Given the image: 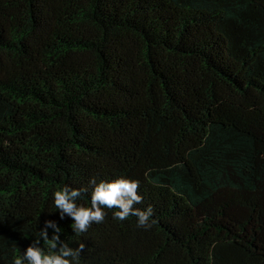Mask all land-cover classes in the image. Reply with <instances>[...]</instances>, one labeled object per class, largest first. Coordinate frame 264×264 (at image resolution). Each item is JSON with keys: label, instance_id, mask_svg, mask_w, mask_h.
I'll use <instances>...</instances> for the list:
<instances>
[{"label": "trees", "instance_id": "obj_1", "mask_svg": "<svg viewBox=\"0 0 264 264\" xmlns=\"http://www.w3.org/2000/svg\"><path fill=\"white\" fill-rule=\"evenodd\" d=\"M119 178L152 227L60 219ZM47 220L71 264H264V0H0V264Z\"/></svg>", "mask_w": 264, "mask_h": 264}, {"label": "clouds", "instance_id": "obj_2", "mask_svg": "<svg viewBox=\"0 0 264 264\" xmlns=\"http://www.w3.org/2000/svg\"><path fill=\"white\" fill-rule=\"evenodd\" d=\"M95 184V180L90 181ZM139 181L119 178L111 182H100L96 184L91 195V207L78 206L76 201L82 197L86 189H71L65 186L62 190L54 194V202L60 210V219H64L65 215L74 221L73 230L77 234L87 231L93 222L99 224L105 219L106 213L104 208L118 209L114 212V219L125 220L129 215L138 218V227L148 229L152 227L156 221L151 219L154 215L153 208L149 206L146 210H140L134 207L136 204L143 202L142 196L138 195ZM53 226L52 221L47 220L44 229L40 231V237L45 242H50L53 249H57L55 254L45 255L41 248L35 245L40 240L33 241L26 249L22 257L15 259L14 264H24L27 260L28 264H71L67 257L72 256L78 260L80 253L85 245L81 243L75 251H72L66 243L60 239V228H56L55 234L49 241L46 235V228Z\"/></svg>", "mask_w": 264, "mask_h": 264}]
</instances>
